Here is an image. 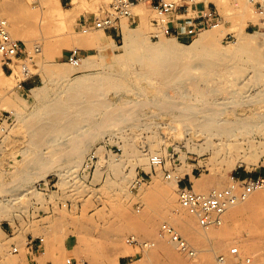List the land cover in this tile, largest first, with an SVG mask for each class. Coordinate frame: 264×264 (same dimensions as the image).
<instances>
[{"label":"rangeland","instance_id":"rangeland-1","mask_svg":"<svg viewBox=\"0 0 264 264\" xmlns=\"http://www.w3.org/2000/svg\"><path fill=\"white\" fill-rule=\"evenodd\" d=\"M47 1L51 4L57 3L55 13L59 15L61 23L52 18L50 13L44 12L42 6L47 4ZM74 1L80 2L73 4ZM201 1L215 8L222 25L206 29L200 34L222 27L223 31L217 35L215 42L238 55L242 51L239 45L241 38L250 39L255 44L262 43L256 28L258 18L249 0ZM16 2L26 5L29 11L24 12L26 6L19 7V11L6 7L5 15L0 16V19L8 21L11 36L23 42L28 55L9 65L12 73L8 69L3 71L0 65V168L9 165L7 161L9 156L14 158L17 154V158L19 153L28 160L36 154L35 152L31 154L34 141L29 142L25 127H33L35 124L34 127L38 129L41 126L38 122L29 125L30 121L25 119H30L29 115L32 114L34 115L32 119L40 116L44 109L41 107L42 103L51 99L54 102L69 98L65 97V93L67 95L69 92L63 90L69 82L74 81V78L114 75L124 69L123 65L114 60L108 49H103L106 45L114 48L123 46L124 27L128 31L141 32L149 44L164 39L188 47L200 35L188 42L160 34L152 38V35L156 34L151 24L155 15L150 8L142 5L134 9V13L139 15V23L130 25V22L124 19L121 21V30L106 33L90 30L82 33L79 21L96 13L101 6L107 4V0H71L67 4L60 0H38V3H32L33 5L27 0ZM59 24H62L63 28ZM92 38H95V42H92ZM91 42L93 46L89 45ZM84 43L91 48L80 49V45ZM58 45L59 47H55ZM34 47L38 48V52L34 51ZM71 50H77L82 60L89 55L95 59L97 56L100 58V64H103L99 67L96 59L98 64L95 68L82 70L80 67H73L66 61ZM22 66L27 69L26 75L22 73ZM58 70L71 73L68 74L67 81L53 74ZM193 72L197 74V71ZM33 75L39 78L40 83L27 96H22L18 84ZM124 79V90L135 92L134 87L138 91L145 87L141 95L148 100L155 98L161 88L155 79L144 81L138 78L139 81L134 75ZM36 89L38 91L42 89L43 94L33 96ZM62 91L63 93L59 94ZM122 95L123 92L115 95L109 91L105 93V98L115 104ZM141 108L136 111L137 115L135 114V117H138L135 123L138 128L137 125L123 129L116 126L95 141L72 140V143L68 141L71 137H66L55 138L56 141L52 142L54 139L48 138L52 140L49 141L47 137L45 138L48 141L44 142L50 143L39 148L38 158L44 159L43 162L46 163L51 161L48 164L53 166L57 164L53 162L55 157H58L55 161H59V157L62 156L70 158L73 154L69 149L79 147L85 151L82 152L80 162L75 165L66 164L59 170L52 168L42 178L29 183L20 181L21 184L17 178L21 176L19 178L21 180L24 173L14 177L13 174L0 172V187L7 189V183L17 185L19 183L16 191L0 195V202L3 198L9 201L2 202L6 213L3 212L4 215L0 213V246L7 252L9 260L14 264H64L66 259L83 261L86 264H178L174 261L177 257L182 261L180 264H216L218 256H227L231 247H237L241 256L250 258L252 264H264V250L261 253L263 256L261 254L255 256L251 246L264 233V197L252 208H247L256 194L263 193L264 188L254 191L245 202L228 209L222 216L221 226L203 229L194 216L179 208L174 181L176 178L184 182L189 177L190 186L196 193H207L212 189L225 188L230 183V177L264 179V130L261 135H251L255 138V152H263V157L258 163L251 165L250 168L239 163L232 166L230 160L235 159V156L231 158L223 154L216 156L215 148L209 146L206 141L199 139L193 141L189 135L179 139L177 137L180 135L166 133L164 124L166 117L155 114L149 107ZM16 113H21L20 118L15 116ZM5 117L8 118L6 122L3 121ZM152 122L159 127H154ZM129 136L135 141L132 138L129 140ZM131 140L134 141L137 150L144 149L142 156L131 154L127 150V143ZM103 141H108L110 145H116L121 150L118 155L109 156L111 166L104 167L105 165L99 161L86 182L72 181V175L79 171L90 149L100 147ZM60 150H64L61 151L62 154L58 153ZM67 150L68 153L65 154ZM155 155L161 158L162 165L150 164V156ZM167 174L171 176L170 179L165 177ZM47 181L54 187L44 193L35 190L38 183ZM155 185L159 186L158 192H153ZM11 195L13 197H10ZM184 222L189 223L192 232L198 233L197 243L186 240L181 231ZM162 223L171 224L180 237L189 243L196 252L195 258L179 253L174 245L160 234ZM128 236H134L139 242L152 243L153 246L147 250L129 246L124 242ZM28 237L44 238V249L40 254H33L26 248ZM14 246L18 248V253H11ZM123 252L126 253L125 257H117ZM228 261H231L230 257Z\"/></svg>","mask_w":264,"mask_h":264},{"label":"bare ground","instance_id":"bare-ground-1","mask_svg":"<svg viewBox=\"0 0 264 264\" xmlns=\"http://www.w3.org/2000/svg\"><path fill=\"white\" fill-rule=\"evenodd\" d=\"M16 1L18 0H0V16L5 15L6 7L17 11L19 7L26 6ZM79 2L74 1L73 4H78ZM30 4L32 3L30 2ZM56 6L57 3L51 4L48 2L42 7L44 12L50 13L52 18L61 23L59 15L55 13ZM42 7L40 6V9ZM26 8H24V12L29 11ZM21 9L23 11V8ZM59 26L62 27V24H59ZM123 31H125L123 46L114 48L106 45L103 49H108L112 53L114 60L123 65L124 69L114 75L106 74L101 77L98 75L95 77L74 78V81L69 82L63 90L64 92H69V95L65 93V97L67 98L68 96L71 99L67 98L69 99L67 100L65 98V101H54L55 98H53L54 102L51 99L42 103L43 106L41 107H44L42 109L43 114L41 113L37 117L36 115L38 114L35 112L36 117L32 119L33 114L31 113L32 115H29L31 116L29 118L32 120L25 119L30 121L29 125L38 122L41 127L36 129L34 127L35 124L33 127L24 126L26 136L30 140L27 141L31 143L32 140L34 141L32 143L33 147H31V154L34 152L36 154L32 155L33 157L31 156L32 158L28 160L19 153L17 158V154L14 158L9 156L7 159L9 165L7 167L4 165V167L0 168L1 173L13 174L14 177L24 173L25 176L23 175L21 180L19 179L21 176L17 178L21 184L20 181L29 183L42 178L52 168L59 170L66 164L75 165L80 162L82 152L85 150H80L79 147L72 148L70 145L73 144L70 143L69 152L73 156L71 155L72 157L67 158V156L61 155L62 158L59 157V161H55L58 158L55 157L53 162H57V164L53 166L48 164L51 161L46 163L43 162L45 161L44 159L38 158L37 153L40 151V147L49 145L50 142H44L48 141V138L54 139L53 141L49 140L52 142L56 141L55 138L66 137H71L70 139L67 138L70 142L72 140L75 142L76 140L95 141V139H99L106 132L108 133L113 127L117 126L121 129L136 127L137 124L135 123L138 117L136 118L135 114L143 106L149 107L159 116L166 117V123H164L166 133L180 135L177 137L179 139L183 138L184 135H189L193 141L197 139L206 141L209 146L215 148L216 156L221 154L229 155L230 158L235 156V159L230 160L232 166L239 163L250 168L251 165L258 163V160L263 157V152H255V138L251 135L260 134L264 130V42L255 44L250 39L241 38L239 45L242 51L238 55L229 48L217 45L215 42L217 35L223 31L222 27L218 30L200 34L188 47H182L173 40L164 39L149 44L141 32L128 31L125 27ZM92 39L93 42L95 38ZM92 42L89 44L90 46H93ZM84 44H81L79 48L85 50L88 45L87 43ZM55 47H59V45ZM96 59H98L97 56ZM96 59L89 55L85 59H81L82 61L78 67L82 68V70L95 68L98 64L96 63L97 61L100 64V58L97 61ZM102 64L98 66L101 67ZM242 65L247 66L245 68ZM193 71H197V74ZM53 74H56L57 78L67 81L69 78L67 76L71 73L58 70ZM133 75L136 79L139 78L144 81L150 79L158 81L161 85L158 95L148 100L144 95V97L141 95L144 93L145 87H141L139 91L134 87L135 92L124 90V78ZM41 90H34L33 96L42 95L43 91ZM63 91L59 92V94L63 93ZM109 91H112L115 95L123 92V95L119 96L118 102L114 104L105 98V93ZM127 94L131 95V97H128ZM20 114L16 113L15 116L20 118ZM151 116L153 115L151 114ZM143 119L145 120V117ZM25 120L23 121L25 122ZM152 123L153 126L155 125L154 127H159L154 122ZM138 124L140 127V123ZM136 128H138V125ZM75 134L77 135L73 136ZM46 137L48 140H45ZM131 138L134 140L132 136H129V140ZM133 140L127 143V150L131 154L142 156L144 149L137 150V146L134 143L135 140ZM81 145L82 142L80 147H82ZM64 150H60L58 153ZM66 152L68 153V150L65 151V154ZM99 161L105 165L104 167H110L112 164L110 157L106 156L101 157L100 155ZM175 179L174 181L176 182ZM19 183L18 185L7 183V189L0 187V195H8L16 191ZM158 187V185H155L153 192H158ZM10 197H13V195ZM263 197L264 191L256 194L254 199L248 203L247 208H252ZM2 202L9 203V201L3 198V201L0 202V213L3 214V212H6ZM181 231L188 242L197 243L199 241L198 233L189 229L188 222L183 223ZM177 234L179 235V233ZM251 246L255 256L260 255L264 250V233ZM124 253L117 257H125ZM174 261L178 264L182 262L177 257L174 258ZM0 264H14L7 258V252L2 246H0Z\"/></svg>","mask_w":264,"mask_h":264},{"label":"built area","instance_id":"built-area-1","mask_svg":"<svg viewBox=\"0 0 264 264\" xmlns=\"http://www.w3.org/2000/svg\"><path fill=\"white\" fill-rule=\"evenodd\" d=\"M26 1V0H25ZM31 3H38V0H27ZM63 4L71 2V0H60ZM252 4L255 15L258 18L256 25L257 32L264 42V0H249ZM146 6L154 13L151 21L152 27L156 34L169 36L174 39L184 41H192L202 31L206 29L218 28L222 25L220 16L215 8L201 0H107V4L101 6L96 13L90 14L85 19L79 21L82 33L90 30L102 31L103 33L111 30H121V21L126 19L130 25L139 23V15L134 13V9L138 6ZM34 51L38 52V48L34 47ZM25 45L22 41L14 39L9 32V23L5 19H0V65L1 69H8L14 61L27 57ZM66 61L73 67H78L81 58L77 50H71ZM24 75L27 74L25 66L21 68ZM12 73V71H11ZM1 120V118H0ZM5 117L3 121H7ZM121 152L116 145H110L108 141H103L98 148H92L88 152L79 171L72 175L74 182H86L90 173L94 171L100 160V155L113 157ZM150 164L152 166L162 165L159 156H150ZM170 179L171 176H165ZM182 180L176 179L177 202L179 208L185 210L188 214L194 216L198 225L203 229L219 227L222 224V216L231 207L238 203L246 201L249 196L257 190L264 188L263 178L239 179L230 177V183L223 189H212L207 193H196L192 187L180 185ZM49 181L38 183L35 190L47 192L53 188ZM160 234L167 238L174 245L179 253L189 258H195V250L177 234L175 229L168 223H162L160 226ZM129 246L139 247L143 250L152 248V243L139 242L134 236H128L124 240ZM26 248L33 254H40L44 249V238L28 237ZM11 253H18L17 247L11 248ZM228 257L231 261H228ZM64 264H86L83 261L77 262L74 259H66ZM216 264H252L248 257H242L237 247H231L228 255H220L216 258Z\"/></svg>","mask_w":264,"mask_h":264},{"label":"crops","instance_id":"crops-1","mask_svg":"<svg viewBox=\"0 0 264 264\" xmlns=\"http://www.w3.org/2000/svg\"><path fill=\"white\" fill-rule=\"evenodd\" d=\"M40 83L39 78L36 75H33L31 77H29L28 79H25L23 81H21L18 84V89L20 94L23 95H28V93H31V90L35 89L38 84ZM264 172V171H263ZM239 179H246L245 177H240ZM182 186H189L191 185V181L189 179V177H187V179H185L184 182L181 183Z\"/></svg>","mask_w":264,"mask_h":264}]
</instances>
